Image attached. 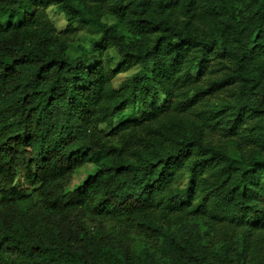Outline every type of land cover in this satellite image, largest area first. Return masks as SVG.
<instances>
[{
    "label": "trees",
    "instance_id": "1",
    "mask_svg": "<svg viewBox=\"0 0 264 264\" xmlns=\"http://www.w3.org/2000/svg\"><path fill=\"white\" fill-rule=\"evenodd\" d=\"M0 264H264V0H0Z\"/></svg>",
    "mask_w": 264,
    "mask_h": 264
},
{
    "label": "rangeland",
    "instance_id": "2",
    "mask_svg": "<svg viewBox=\"0 0 264 264\" xmlns=\"http://www.w3.org/2000/svg\"><path fill=\"white\" fill-rule=\"evenodd\" d=\"M47 15V18H49L57 32L65 30V28L67 27V21L65 19L66 17H64L63 14L58 12L56 9L48 8ZM104 22L110 23V20L104 19ZM69 31L73 39V42L72 44H70L68 51V54L69 56L71 55V57L78 55V51L76 50L78 44L86 45L88 39L98 36V32L94 28L88 25L81 24L79 22H73ZM111 66L114 68L118 67L117 59L115 57H113L112 59ZM132 72L133 71H127L117 74V76L112 81L113 87L118 88L119 85L132 74ZM94 171L95 167L89 164L84 165L82 168L78 169L74 173L72 180L66 188V191H71L73 188L77 187L88 175L93 174Z\"/></svg>",
    "mask_w": 264,
    "mask_h": 264
}]
</instances>
